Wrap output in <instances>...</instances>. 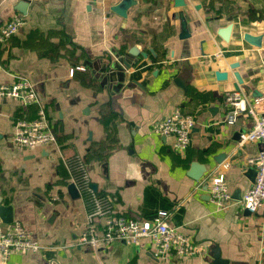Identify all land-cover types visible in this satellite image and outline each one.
Returning <instances> with one entry per match:
<instances>
[{"label": "crops", "instance_id": "obj_1", "mask_svg": "<svg viewBox=\"0 0 264 264\" xmlns=\"http://www.w3.org/2000/svg\"><path fill=\"white\" fill-rule=\"evenodd\" d=\"M17 1L0 0V25L24 19L0 41V82L19 75L34 84L56 141L17 148L14 124L37 107L0 102V196L42 245L0 255V264H264V206L217 209L206 183L223 172L237 198L254 179L247 158L260 145L238 142L253 119L227 122L225 95L264 91V0H29L25 13ZM228 23L225 40L218 30ZM110 61L115 70L104 68ZM215 70L228 77L216 79ZM235 70L239 90H231ZM175 108L195 119L183 151L150 129ZM81 162L116 214L149 221L165 210L203 256L162 260L149 237L79 244L87 208L69 168Z\"/></svg>", "mask_w": 264, "mask_h": 264}, {"label": "built area", "instance_id": "obj_2", "mask_svg": "<svg viewBox=\"0 0 264 264\" xmlns=\"http://www.w3.org/2000/svg\"><path fill=\"white\" fill-rule=\"evenodd\" d=\"M23 21L21 14H15L5 20L0 25V40L7 39L15 33ZM8 97L18 99L24 106L34 104L37 107L33 117L16 120L12 143L20 149L55 144L53 126L34 84L19 75L10 82H0V102ZM225 104L227 106L225 119L229 123H233L241 113L252 117L251 127L239 133L238 142H257L260 149L254 156L247 158L255 168V175L253 182L239 197H233L224 173L218 172L210 179H206L209 198L217 209L236 205L254 212L264 206V91L251 99H246L237 91H230L225 95ZM194 124L192 114L175 108L151 123L150 129L162 136H172L173 149L183 151L190 144ZM69 179L87 208L84 215V230L78 239L79 244L98 247L108 245L114 240L136 244L142 238L149 237L154 247V255L165 261L175 257L202 254L201 247L189 234L168 223V212L165 210L156 211L149 221L116 214L112 210L109 197L100 195L93 189L87 166L82 162L69 168ZM40 248L41 243L21 222L0 221V255L6 256L13 250L24 253ZM202 264H209L207 258Z\"/></svg>", "mask_w": 264, "mask_h": 264}, {"label": "water", "instance_id": "obj_3", "mask_svg": "<svg viewBox=\"0 0 264 264\" xmlns=\"http://www.w3.org/2000/svg\"><path fill=\"white\" fill-rule=\"evenodd\" d=\"M29 3V0H18L15 7L21 11L22 13L26 12L27 9V5ZM175 4L176 5H182L184 4V0H175ZM232 28V23H228L225 26H222L219 28L218 33L221 35V37L225 40L229 39V35H230V31ZM244 38L252 43H257L256 41L253 40V38L251 37V35L246 32L244 33ZM125 64L129 65V63L127 61H124ZM118 62L117 61H110L108 65H104V68L106 69H110V70H115L116 69V64ZM237 65V63L232 64V67H235ZM104 69V70H105ZM214 76L216 79L218 80H224L226 79L228 76L226 71H221V70H215L213 72ZM235 81L233 83V88H231V90H239V84L242 83V78L241 75L239 74L238 71H234L233 72ZM70 187L74 188V185L72 183H70ZM76 191V189H75ZM245 211H249L248 209H245ZM0 218L3 222H12L13 221V214H12V206L10 204H4L2 202V198L0 196Z\"/></svg>", "mask_w": 264, "mask_h": 264}, {"label": "rangeland", "instance_id": "obj_4", "mask_svg": "<svg viewBox=\"0 0 264 264\" xmlns=\"http://www.w3.org/2000/svg\"><path fill=\"white\" fill-rule=\"evenodd\" d=\"M0 41H2V40H0Z\"/></svg>", "mask_w": 264, "mask_h": 264}]
</instances>
